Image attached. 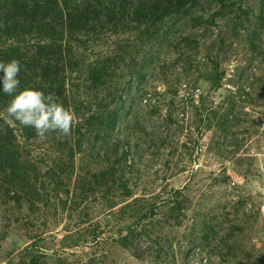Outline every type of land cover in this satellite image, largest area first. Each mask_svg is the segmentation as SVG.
I'll return each mask as SVG.
<instances>
[{
    "label": "rangeland",
    "instance_id": "1",
    "mask_svg": "<svg viewBox=\"0 0 264 264\" xmlns=\"http://www.w3.org/2000/svg\"><path fill=\"white\" fill-rule=\"evenodd\" d=\"M226 4L225 13L211 19L219 1L201 0L179 25L162 27L169 29L164 43L141 36L133 24L120 34L110 25L91 33L86 49L74 48L82 62L120 48V66L112 63L122 66L116 80L132 94L177 87L182 95L167 101L182 104L189 90L191 101L174 115L177 135L152 146L143 142L140 126L145 114L164 113L153 102L143 107L129 100V124L103 147L91 136L85 152L74 156L76 128L87 114L81 119L71 110L70 135L49 133L43 141L34 129L25 127L28 137L24 126L12 124L20 147L10 153L17 159L0 142V264H201L200 256L209 264H264V3ZM4 49L0 44V53ZM20 64L18 76L29 80L31 61ZM216 65L223 72L219 86ZM77 77L73 71L68 80L69 104H95L103 88ZM194 144H200L195 154ZM126 150L135 161L133 173L124 167L131 197L100 175ZM172 195L187 207L180 224L178 211L172 215L171 203L166 206Z\"/></svg>",
    "mask_w": 264,
    "mask_h": 264
},
{
    "label": "trees",
    "instance_id": "2",
    "mask_svg": "<svg viewBox=\"0 0 264 264\" xmlns=\"http://www.w3.org/2000/svg\"><path fill=\"white\" fill-rule=\"evenodd\" d=\"M200 1L0 0V44H3L5 48L3 53H0V62L16 59L21 63V60H30L33 74L29 80H27L26 75L24 77L18 76L21 88L35 87L44 91L45 94L53 93L66 108L74 110L75 114L79 115L81 113V119L83 115H88L84 120L82 119L83 123H80L76 128V134L78 135L76 140L77 150H71L73 156L75 152H85L87 149L86 143L91 141V136H96L95 141L101 142V147H103L118 132L117 129L120 128L123 122L127 126L129 122L126 119L129 113L133 112L132 103L129 104V107L126 106L129 100L131 102L138 100L139 106L141 103L143 107L151 106L152 102L155 103L156 107H164L163 114L160 112V108H157L151 114H145L142 117L145 123L140 127L145 131L143 142L148 143L150 146L153 145L152 142L166 143L169 139L174 138L181 128L176 120L177 117L175 118L174 115L176 116V112L177 114L183 112L186 104L191 101L192 94L190 90L187 91L188 94L181 97L182 104L177 105L175 99L167 101L169 96L179 97L182 95L177 87L162 92L144 91L142 89L141 92L133 93V95L132 88H128L126 84L122 86V82L116 80L118 77V71L116 70H122V66L117 68L120 64L115 59L125 55L123 50L117 48V52H111L113 56L106 54L105 58L82 62L80 60L81 56L79 58L75 56L74 48L86 49L93 40L90 34H98L100 26L105 29V27L110 28V25H113L110 31L114 34H120L121 31L124 32L130 29L133 24L139 34H142L141 36L148 35L149 39L158 37L156 39L164 43L169 37L167 34L169 29L162 31V27L167 23L172 24L171 26L179 25L181 19L189 15ZM218 1L219 12L215 13L211 19L225 13V8H227V4L225 5L227 0ZM262 1L264 3V0ZM262 13L264 14V8ZM201 19L198 18L200 25L203 23ZM159 37H162V39H159ZM26 45L29 49L24 48ZM31 51H35V54ZM149 58L150 61L148 62L145 58L146 65H149L151 59L154 58L153 51ZM112 63H118V66ZM127 67L129 66L127 65ZM73 71H76L77 78L86 79L92 88H103L101 95L95 99V104L85 102V106L84 101H78L75 105L69 104L70 95L67 94V86ZM137 72L140 73V70H137ZM212 72L214 81L219 86L223 78V72L219 71L218 65L214 67ZM133 79L136 78L133 77ZM192 85V83H186L185 87L191 89ZM10 99L11 97L0 90V112L3 111ZM92 105H95L94 109H92ZM92 110L93 112H91ZM124 114H126V117L123 116ZM83 126H85V131L82 130ZM24 129L29 137L30 134L27 132V128L24 127ZM0 142L3 144L1 145L3 149L7 151V155L11 159H17L16 152L10 153L12 147H20L15 128L13 125L5 124L2 119H0ZM117 142H120L119 136ZM199 145L194 144L191 147L194 154L195 152L198 153ZM130 155L126 150L115 163L103 169L104 171H100V175L105 178V181L111 182L110 184L115 189L121 190L125 197H131L134 192L131 181H128V175L124 171V167H127L131 173L134 172L135 161L130 158ZM170 203L169 213L173 215L175 211H178V215L174 217L179 224L182 223L187 216V207L183 206V202L176 198V195H172L167 200L166 206H170ZM155 207V204H151L149 207L152 215L156 214ZM205 228H207V225L203 226V230ZM129 233L131 232L129 231ZM131 234L133 235V233ZM204 259L205 263L203 262ZM196 262L209 264L207 258L201 256L199 262Z\"/></svg>",
    "mask_w": 264,
    "mask_h": 264
},
{
    "label": "clouds",
    "instance_id": "3",
    "mask_svg": "<svg viewBox=\"0 0 264 264\" xmlns=\"http://www.w3.org/2000/svg\"><path fill=\"white\" fill-rule=\"evenodd\" d=\"M20 63L16 59L0 62V90L11 97L0 112V119L7 125L19 122L32 128L36 137L43 141L49 133L61 138L70 135L75 120L73 112L58 101L53 93L45 94L35 87H20L18 75Z\"/></svg>",
    "mask_w": 264,
    "mask_h": 264
}]
</instances>
